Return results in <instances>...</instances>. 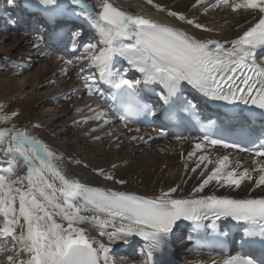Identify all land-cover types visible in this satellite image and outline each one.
<instances>
[{
  "label": "snow or ice",
  "instance_id": "snow-or-ice-1",
  "mask_svg": "<svg viewBox=\"0 0 264 264\" xmlns=\"http://www.w3.org/2000/svg\"><path fill=\"white\" fill-rule=\"evenodd\" d=\"M147 2L152 4L153 0ZM7 3L16 7L15 0ZM33 3L48 9L57 7L59 0H33ZM69 3L74 8L72 15L89 22L98 33L96 42L82 45L86 56L80 57L87 59L94 69L86 76L92 82L86 84L89 95L94 91L99 93L97 81L109 86L113 90V111L125 127L141 116L156 115L155 109L143 99L144 90L155 91V87L161 88L159 100L169 110L174 98L182 95L183 86L188 85L210 101L252 106L264 117V68L253 71L256 50L264 49V0L235 3L217 0L220 7L228 4L234 12L246 10L256 19L254 25L230 42L228 49L219 41H200L177 28L132 15L114 7L109 0H98L95 7L87 0H69ZM167 14L194 24L192 19L175 11ZM195 27L203 26L195 24ZM73 50H77L75 43ZM119 60L126 61L128 67L120 69ZM129 72L138 73L139 78L129 76ZM184 110L195 112L194 102L185 99ZM107 116L101 110L95 119L107 123ZM9 119L8 115H0V122L7 123ZM214 126L213 121L205 128ZM207 142L223 144L225 148L239 147L210 137ZM253 144V149L240 148V151L253 153L255 167L238 174L228 163L229 157L224 156L195 191H203L212 181L237 189L243 181L264 186V160L259 159L264 157V133ZM202 146L195 145L197 149ZM0 155L8 164L4 174H0V218L3 219L0 256L4 257L0 264H111V245L117 241L127 243L132 236L147 242L143 264H170L165 240L178 221H190L197 228L204 221H212L215 228V221L227 218L246 226L242 246L259 245V255H230L224 264H264V198L181 199L173 198L176 188H171L153 199L90 188L68 179L53 151L26 130L16 128L0 130ZM207 159L200 157L201 161ZM21 160L26 167L23 176L16 170ZM104 178L113 179L111 175ZM56 181L60 182L59 187ZM57 216L66 224L58 222ZM82 224L95 227L101 237H107V243L87 235Z\"/></svg>",
  "mask_w": 264,
  "mask_h": 264
},
{
  "label": "bare ground",
  "instance_id": "bare-ground-1",
  "mask_svg": "<svg viewBox=\"0 0 264 264\" xmlns=\"http://www.w3.org/2000/svg\"><path fill=\"white\" fill-rule=\"evenodd\" d=\"M87 2L95 7L98 0H87ZM109 2L112 3L114 7L132 15L142 16L156 23L184 31L197 40L219 41L226 49L231 47L230 42L232 40L237 39L246 29L256 22V19L249 14V11L241 10L240 12H234L228 4H225L223 7L218 6L217 0H203V3H201L200 0H153L152 4H149L147 0H109ZM235 2L236 0H232V3ZM28 4L35 7L32 1H28ZM70 6L69 0H59L57 7L61 13H64ZM55 8L45 9V11H43L44 15L48 17L55 15L51 14ZM160 8H163L164 11H161ZM42 9L44 10V8ZM170 11L183 14L187 19H192L194 24L189 25L185 21H180L177 17L169 16L167 13ZM195 24H200L203 27L198 29L195 27ZM94 35L98 38L97 31L94 32ZM8 38L12 41L14 40L13 37ZM20 41L23 42V44L25 43V40L20 38V40H14V43L17 42L15 45L19 44ZM8 56L11 58L10 64L14 65L16 62L12 60L11 54ZM54 61L55 60L50 61L47 70L42 72L38 77L39 85L45 86L55 81L57 78L56 76H60L69 84H72L75 80L77 81V79H86V76L94 71V69L88 68L82 70L78 76H74L73 73L69 74V68L72 66L73 62L68 63L64 62V60L62 64L58 65ZM117 62L120 64L126 63V61L123 60ZM7 79V76L2 78V87L9 83L5 82ZM184 86L192 88L188 85ZM71 92L72 89L68 90L66 95H69ZM79 95L82 99V103L84 101L86 105H84L83 108H78L84 111V115L79 117L77 121H95V123H97L96 126L91 127L90 130H102L108 125L115 123V119L109 116L106 117L108 120L107 123L103 120L95 119L96 114L101 111L98 109L104 107L99 103L95 91L92 95H89L88 87L82 86V93ZM51 101L55 103V100ZM92 101L94 103H99L98 106L95 107ZM89 108H91V110L87 113V109ZM25 110L22 109L23 112ZM66 110V108H63V111ZM52 114L55 115L56 112L54 111ZM63 114H65V112H63ZM29 116H31V114L28 115V117ZM62 117L63 116L56 117L51 124L49 121L41 119V124L27 127L25 130L30 136L41 141L56 154V160L60 161L59 166L68 179L74 180L87 187L100 188L103 191L110 192L123 191L130 195L153 199L159 197L162 192L169 191L171 188H176V192L172 193L173 198L181 199L215 195L216 193L229 196L241 194L249 195L253 192L260 193V195L264 193V186L256 187L255 181H243L239 189L224 184L217 185L215 181H212L203 187V191H195V189L201 187L203 180L219 166L218 161L224 156L229 157L228 163L231 165V168L237 170L238 174L245 168L255 167V164L248 159H242L239 156H233L228 153H221L206 146L197 149L195 145L200 143V141L194 138L186 139L184 142L171 141L169 139L163 140L162 135L155 131H140L138 128L131 126H119L122 132H119L118 135H114L111 132L115 130L114 132L117 133L119 131L117 128H106L102 130L100 135H92L91 139L94 138L95 140L105 136L111 137L110 141L104 143L106 145L105 149L108 150H105L106 159H100L101 155L94 153L93 157L81 161L79 155H77V145L81 143L80 137H78L77 142H63L52 133V124H59ZM75 125L76 122L72 125V129ZM68 133L69 130H65L64 134L68 135ZM124 139H127L129 144L134 146L131 147L133 149L122 148L121 150H113V146L116 145V142L120 141L119 143L123 145V143L126 142ZM147 143L150 144L151 147H155L162 143L165 144L151 151V156L145 154L144 156L136 157V153L141 146ZM89 146L87 145L85 147V154L95 152V146ZM123 151L127 152L124 153ZM201 156H206L208 159L201 161ZM61 157L63 158L62 161L60 160ZM0 160L2 164L6 163L5 157L0 156ZM209 161H211V163H209ZM238 165L239 167H237ZM231 168L229 170H231ZM16 170L18 175L23 176L26 174V167L23 166L22 160L19 165L16 166ZM100 170H103V172ZM105 175H111L113 179H105ZM256 175L258 176L259 174L257 173ZM120 180H123L124 183H118ZM55 183L58 187L60 186L59 181ZM56 219L58 222L66 224L65 221L60 220L59 216H57ZM80 226L84 227V230L87 232L86 234L90 237L107 243V237H101L95 227L90 224H82ZM177 233L178 231L174 227L169 236H174ZM137 238L138 237L133 236L129 237L127 243L124 241H117L115 244L111 245V252L122 248L123 245L133 244ZM185 248L186 246H184V249L182 248L184 251L182 257H175L174 255L177 264H209L210 262L216 261L214 258L186 251ZM172 252L174 253V250H172ZM112 255L109 254L111 264H130L125 261L116 263L117 261H114L115 258L113 260L114 256ZM144 259L145 256L141 253L136 258L137 262L131 264H143Z\"/></svg>",
  "mask_w": 264,
  "mask_h": 264
},
{
  "label": "rangeland",
  "instance_id": "rangeland-1",
  "mask_svg": "<svg viewBox=\"0 0 264 264\" xmlns=\"http://www.w3.org/2000/svg\"><path fill=\"white\" fill-rule=\"evenodd\" d=\"M28 1L29 0H15L16 7H13L7 3V0H0V8L4 11L9 10L10 12H13L14 9L26 6ZM27 34L28 33H25L24 31L11 29L8 31V33L0 35V115H8L10 117L7 123L0 122V130L10 128L25 130L27 127H33L36 124H41V119H43L44 121L47 120L51 124L56 117L63 116L59 124H52V133L59 137V140H62L63 142H77L78 137H80L81 143L77 145V155H79L81 161L93 157L94 153L100 154V159H106L105 150H108L105 149L106 145L104 143L110 141L111 137L105 136L95 140L94 138L91 139V136L94 134L100 135L102 133V130H105L106 128L113 129L117 127H113L114 124H111L103 128L102 130L99 129L100 131L97 129L90 130L91 127L96 126L97 123H95V121H77L79 117L84 115V111L78 108H83V106L86 105V102L83 101L82 103V99L79 95L82 93V86L79 82L81 78L77 79L78 82L75 80V82L69 84L66 80H64V78L56 76L57 78L55 79V81L50 82L45 86L39 85L40 83L38 81V77L42 72H45L47 70L50 61L55 60L54 62L60 65L62 64L64 59L60 60L59 57H57V54H49L48 52H45L39 42L37 40L34 41L28 39L26 37ZM8 37H13L14 40H20V38L24 39L25 43L23 44V42L20 41L19 44L15 45L17 42L14 43V40L12 41ZM86 42L87 41L85 40L84 44ZM42 50L44 51V53H41L43 52ZM9 54H11V57L13 58L12 60L16 62L14 65L10 64L11 58L10 56H8ZM84 60L85 59H81V62H79L77 65H75V63L78 61H75L74 64L72 63L73 69L71 68V70H69V74L73 73L74 76H78V74L82 71L81 68H84L83 70H86L88 69L87 67H91L89 61ZM91 69L93 68L91 67ZM5 76L8 77L5 82L9 83L2 87L1 80ZM84 81L86 82L87 80L84 79ZM69 87L70 89H72V92L69 95H66L67 91L70 90ZM51 100H55V103ZM92 104L95 107L98 106V104L94 103L93 101ZM63 108H66L67 110L63 111ZM22 109L26 110L23 112ZM90 110L91 108L87 109V113H89ZM54 111L56 112L55 115L52 114V112ZM103 111L105 112L106 110ZM63 112H65V114H63ZM13 114L15 115L13 116ZM30 114L32 117L29 116V118L28 115ZM75 122L76 125L72 129V125H74ZM117 129H119L117 133H114L113 131L111 132L114 135H118L119 132H122L119 126ZM65 130H69L68 135L64 134ZM125 141L126 142L123 143V145L119 143L120 141H117L116 145L113 146L114 148L112 147L113 150H121L122 148L133 149L131 147L134 146L129 144V141L127 139ZM164 144L165 143L158 144L155 147H151L148 143L142 145L139 151L136 153V157L144 156L145 154L151 156V151L155 150L156 147L163 146ZM87 145H90L89 147L95 146V152L85 154V147ZM123 152L126 153L127 151ZM7 167L8 164H2L0 160V174H4V170ZM216 194L222 195L221 193ZM2 225L3 219L0 218V227ZM180 240L181 239L177 238L175 240V243L179 244ZM183 249H180V251L182 252L178 251L180 257H182L183 255ZM128 251V254H123L124 251H122L121 248L118 251H115V253L111 252L110 254H113L112 256L115 257V260L114 257L113 260L117 261L116 263L120 261H125L130 264L137 262L136 256L132 254L133 248L128 249ZM175 257L177 256L175 255ZM3 259L4 257L0 256V260Z\"/></svg>",
  "mask_w": 264,
  "mask_h": 264
}]
</instances>
